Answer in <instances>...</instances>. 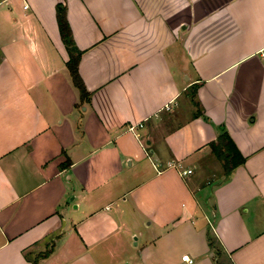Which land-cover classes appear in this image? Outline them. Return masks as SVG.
<instances>
[{
  "label": "crops",
  "instance_id": "0c3cea01",
  "mask_svg": "<svg viewBox=\"0 0 264 264\" xmlns=\"http://www.w3.org/2000/svg\"><path fill=\"white\" fill-rule=\"evenodd\" d=\"M263 48L264 0H0V264H264Z\"/></svg>",
  "mask_w": 264,
  "mask_h": 264
},
{
  "label": "trees",
  "instance_id": "16d2710c",
  "mask_svg": "<svg viewBox=\"0 0 264 264\" xmlns=\"http://www.w3.org/2000/svg\"><path fill=\"white\" fill-rule=\"evenodd\" d=\"M57 22L61 35V39L68 51L69 61L67 62V69L70 73L72 83L78 89L80 93L81 103L90 101V93L88 92L86 85L80 75L79 65L83 55V52L80 51L74 42L73 34L71 27L67 19V9L63 5H59L57 9ZM198 86L194 87L192 91L193 103L196 107H200L199 102L196 99ZM200 113L199 116H201ZM212 152L216 157L224 162V170L226 174L231 173L233 170L245 164L246 159L240 151L237 149L236 145L228 135V133L223 132L215 142L210 144ZM49 252H45L36 257L32 262L33 264H39V259L45 257Z\"/></svg>",
  "mask_w": 264,
  "mask_h": 264
},
{
  "label": "rangeland",
  "instance_id": "374dc122",
  "mask_svg": "<svg viewBox=\"0 0 264 264\" xmlns=\"http://www.w3.org/2000/svg\"><path fill=\"white\" fill-rule=\"evenodd\" d=\"M190 102V103H189ZM188 102V105L185 107V110H186V112L188 113V118H190L193 114H195V113H197V107H195L194 105H193V100H190ZM193 112V114L191 115V113ZM172 115V117H175V116H178L176 113H173V114H171ZM173 127H175L176 126V124H173L172 125ZM217 167H218V174H222L223 172H224V162L223 161H220L219 159H218V161H217ZM141 229V232L143 233V234H146L147 233V228L145 227V226H143V227H141L140 228ZM211 228H209V230H210ZM212 230V229H211ZM210 230V234H213V232ZM212 237L214 238L215 236H214V234L212 235ZM215 239V238H214ZM132 243L134 244L135 243V240H132Z\"/></svg>",
  "mask_w": 264,
  "mask_h": 264
},
{
  "label": "built area",
  "instance_id": "2783aa9c",
  "mask_svg": "<svg viewBox=\"0 0 264 264\" xmlns=\"http://www.w3.org/2000/svg\"><path fill=\"white\" fill-rule=\"evenodd\" d=\"M260 54L264 58V48L261 50ZM166 110L171 111V107L167 106ZM139 126H142V125H139ZM129 130L130 131H134L135 127H130ZM190 174H192L191 170H183V171H181V175L182 176H187V175H190ZM183 261L188 262L190 264L192 263V261L188 257H183Z\"/></svg>",
  "mask_w": 264,
  "mask_h": 264
}]
</instances>
